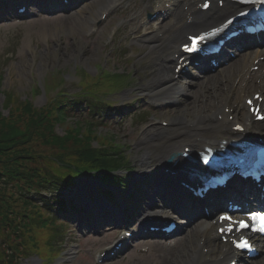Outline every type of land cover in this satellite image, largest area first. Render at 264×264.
I'll return each instance as SVG.
<instances>
[{"label":"rangeland","instance_id":"obj_1","mask_svg":"<svg viewBox=\"0 0 264 264\" xmlns=\"http://www.w3.org/2000/svg\"><path fill=\"white\" fill-rule=\"evenodd\" d=\"M107 2L108 0H97L89 4L83 11L67 17H37L34 15L31 19L20 22L0 24V106L4 116L8 114L4 105L7 101L6 97L9 96L14 97L17 102L29 99L37 110L47 106L56 95L52 94L50 97L47 92H44L43 88L46 81V89H49V82H52L54 86L55 82L66 77L64 86L66 92L70 95L80 93L81 89L77 84L80 80L79 76H84L81 72L82 69L87 70L92 75L98 74L100 67L112 72L134 74L135 82L132 83L131 87L118 92L119 94L116 96L125 101L118 104V115L122 114L125 104H128L134 97L141 96L143 98V95H149L150 90L142 91L149 88V81L154 72L151 57L147 56V50L145 49L140 48L130 51L127 46L130 42L131 45L137 41L141 36L137 38V35L131 36L133 38L128 39V36L119 34L117 27H120V23L124 19L122 15L113 16L98 28L94 24L96 14ZM135 2L138 3L137 0ZM92 30L96 31L95 35L88 38ZM113 34H115V38L111 42ZM105 73L103 72V75ZM83 82L85 86L90 84V80L87 78H83ZM33 87H36L39 94H37V91L33 94ZM93 89L97 91L95 92L97 94L104 92L103 89H98L95 86ZM104 93L110 94L107 98L115 94L112 89ZM234 95L232 108L240 109V118H242L245 110H241V106H243L241 95L236 96V91ZM89 97L86 96L85 98ZM129 97L132 99H129ZM143 99L140 101V105L143 107L149 106L150 100L148 98ZM193 101L188 102L187 106L177 107L176 109L171 108V111H164V113L156 112V109L149 107L146 112L140 107L133 108L129 113L125 112L121 122L117 115L111 121L110 118L107 119L104 125H96L92 131L93 136L95 135L97 140L105 137L110 139L111 144L124 145L127 148L126 151L130 156L129 160L133 168L137 170L140 167L139 159L144 152H151L153 155L162 152L161 147L160 149L146 147V150L139 147L142 138L145 137V132L150 130L153 133L155 128L162 127L159 125L162 120H171V118L183 112L187 114V110L188 115L193 116L194 114L191 113L192 106L189 105ZM197 101L199 102V100ZM107 102L110 104L108 100ZM139 112H143L141 116H138ZM87 115L88 113L84 108L80 113H68L67 117L64 118V123L56 125L55 132L60 136L64 135L65 129L74 126L76 121L82 122ZM84 126L85 124L82 126L83 129ZM162 131L168 130L163 129ZM97 145V141L92 143V147H97ZM98 147L104 148L102 146ZM42 150H45L48 154L51 153V150L46 148ZM115 152L117 151L115 150ZM41 162L45 165L43 160ZM153 164L154 160L150 164V169L153 168ZM93 181L89 178L81 179L76 189L66 193L67 200H77L82 195L81 193L85 191L93 192L97 185ZM73 218L72 216L70 221L67 220L66 227L71 232L69 235L70 241H68L69 245L65 247V254L60 257L61 260L58 259L60 260L59 264H98V253L103 248L110 247L117 240L116 234L108 229L100 230L97 233H88L87 230L81 232L79 225ZM198 236L200 235L197 234ZM192 237L190 239L194 240V237ZM182 245H161L164 249L162 251L153 244H142L139 245L140 247L135 245V249H132L129 253L112 263L105 264H171L173 256L163 260V254L168 250L175 256L183 249L184 246ZM215 246L218 245L211 242L209 236L208 250ZM40 263V258L37 255L20 259V264Z\"/></svg>","mask_w":264,"mask_h":264},{"label":"trees","instance_id":"obj_2","mask_svg":"<svg viewBox=\"0 0 264 264\" xmlns=\"http://www.w3.org/2000/svg\"><path fill=\"white\" fill-rule=\"evenodd\" d=\"M6 99V116L0 106V264H19L28 251L49 264L57 256L50 241L60 229L54 211L65 208L58 192L79 174L116 169L121 163L93 149V132L83 133L79 124L59 136L55 127L65 117L59 106L37 110L28 101ZM43 191L52 196H42Z\"/></svg>","mask_w":264,"mask_h":264},{"label":"bare ground","instance_id":"obj_3","mask_svg":"<svg viewBox=\"0 0 264 264\" xmlns=\"http://www.w3.org/2000/svg\"><path fill=\"white\" fill-rule=\"evenodd\" d=\"M195 2V0L182 1L184 6L191 5L190 10H187V12L184 10V6L181 7L179 4H176L172 8L173 21L165 26L164 31H160V33L163 32L164 36H177L180 40L182 35L187 33V31H198L205 27V25L217 23L220 19L225 18L224 16H229L234 12V8H229V6L226 5L225 9L215 12L212 17L207 14H198L196 16V22L192 25H188L185 18L188 13L196 9ZM104 10L105 8L103 7L101 11ZM97 18L98 16L96 15V19ZM167 27L168 29L166 30ZM179 40L175 39V43L173 44L176 45V42ZM160 42L157 36L154 37L152 35L147 36L141 41L144 48L149 50L148 55L152 56V60H154L155 64H158V75L154 77L151 84L156 88L154 91L155 98L159 101H164L165 99L168 100L173 95L184 92L186 87L172 78L174 72L170 69V65L174 63V57L175 54L178 53V50L167 49L164 53V51L161 50ZM155 54H158V58L155 57ZM259 57L260 55L257 54L252 60H256ZM241 63L242 61L227 69L223 72L225 74H222L218 80L216 77H208L197 82L196 89L194 87V101L192 100L193 103L189 104L192 106L191 113L194 114L193 116H189L187 110V114L183 112L180 114L181 116L173 118V121L171 120L172 125L178 126L174 127L169 133V130L165 132H159L160 130H158L153 134L146 135L145 140H149V144L146 143L147 145L145 146H161L163 151L160 157H158L159 161L169 158L176 152H183L184 149L187 146L190 147L191 144L194 149L198 148V150H200V145L195 142L198 138L201 139L200 144L207 143V141H211V145L221 144L223 141L230 142L229 136H231L232 126L240 124L241 111L237 108L233 109L232 102L235 91L237 94L243 82L242 78L236 82H234V79L238 77V73L246 71L248 65L247 62ZM247 75L252 78V74L247 73ZM223 79L227 80V82H224ZM253 88L264 93V90H262L260 86H255L254 82L250 80L249 88H245V90L250 91ZM197 100H199V102ZM187 105L188 103L184 104V106ZM241 110H244L243 106H241ZM226 112H230V114L227 115ZM229 116H233V121H229ZM244 120L243 127L248 136H259L264 132V125L254 123L253 118L250 117L247 112L245 113ZM186 131H188V134L186 136H184V134L182 135V133ZM144 157L148 159V156L144 155ZM143 166H147V163H143ZM92 218L96 221L94 216H92ZM192 236L194 240L190 239ZM191 237L189 236V238L185 240L182 245L184 246L183 249L175 256L167 250L163 254V260H167L168 257L172 258L173 256L171 264H216L202 256L201 243L203 240L201 238L197 239L196 231L191 234ZM157 249L160 251L164 250L161 246L157 247Z\"/></svg>","mask_w":264,"mask_h":264}]
</instances>
